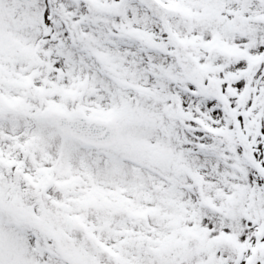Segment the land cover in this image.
I'll return each instance as SVG.
<instances>
[{
  "label": "snow or ice",
  "instance_id": "6c2138e0",
  "mask_svg": "<svg viewBox=\"0 0 264 264\" xmlns=\"http://www.w3.org/2000/svg\"><path fill=\"white\" fill-rule=\"evenodd\" d=\"M0 264H264V0H0Z\"/></svg>",
  "mask_w": 264,
  "mask_h": 264
}]
</instances>
